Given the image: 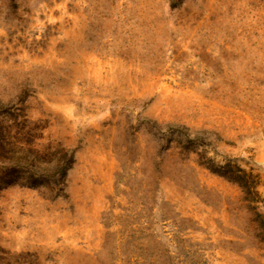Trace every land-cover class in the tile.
<instances>
[{
	"label": "rangeland",
	"instance_id": "374dc122",
	"mask_svg": "<svg viewBox=\"0 0 264 264\" xmlns=\"http://www.w3.org/2000/svg\"><path fill=\"white\" fill-rule=\"evenodd\" d=\"M0 144V264H264V0H0Z\"/></svg>",
	"mask_w": 264,
	"mask_h": 264
},
{
	"label": "trees",
	"instance_id": "16d2710c",
	"mask_svg": "<svg viewBox=\"0 0 264 264\" xmlns=\"http://www.w3.org/2000/svg\"><path fill=\"white\" fill-rule=\"evenodd\" d=\"M1 145V144H0ZM25 167L28 171L26 176H23L22 181H19L20 176L13 175V172L10 171V169L4 174L5 180H7L6 184H20L22 186L27 187H35L37 185V182L42 180L43 177H48L52 179V182L56 183L58 178H62L66 170L68 169V161L66 159V155H62L60 158V161H58L56 164L48 166V167H34L35 165L31 162L28 163L26 159L23 161V159H19L18 163H20ZM34 162V161H33ZM34 168V169H33ZM12 178V179H9ZM14 178V179H13ZM19 179V180H18ZM14 180V181H13Z\"/></svg>",
	"mask_w": 264,
	"mask_h": 264
}]
</instances>
